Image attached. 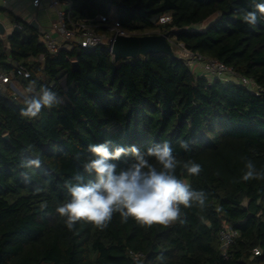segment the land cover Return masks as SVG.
<instances>
[{"label": "trees", "instance_id": "1", "mask_svg": "<svg viewBox=\"0 0 264 264\" xmlns=\"http://www.w3.org/2000/svg\"><path fill=\"white\" fill-rule=\"evenodd\" d=\"M253 3L264 0H72V18L92 21L100 32L107 30L100 15L134 35L169 32L175 51L183 43L219 59L253 79L258 92L195 73L181 57L115 62L106 45L71 44L51 53L30 26L6 39L0 34V69L11 72L10 57L30 71L16 79L23 95L0 89V264H264V19L254 26L242 19ZM41 86L63 102L38 118L21 117L24 97ZM178 139L197 143L184 151ZM105 141L140 149L169 141L179 161L175 174L207 193L205 205L181 206L183 224L145 227L131 218L123 223L116 213L104 230L80 221L70 231L56 213L69 199L65 180L77 173L85 182L94 179L82 167L91 158L87 147ZM35 157L39 169L20 167ZM129 160L123 157L120 167ZM188 160L202 166L199 175L183 169ZM247 160L259 178L241 179ZM226 224L240 235L225 256L220 231Z\"/></svg>", "mask_w": 264, "mask_h": 264}, {"label": "clouds", "instance_id": "2", "mask_svg": "<svg viewBox=\"0 0 264 264\" xmlns=\"http://www.w3.org/2000/svg\"><path fill=\"white\" fill-rule=\"evenodd\" d=\"M252 8L242 13L243 22L250 26L264 19V3H253ZM35 84L31 81L26 91L31 93ZM62 102L63 98L57 92L41 86L38 94L24 97L20 115L27 119L38 118L43 109H52ZM177 143L184 151H190L191 145L197 141L178 139ZM87 151L91 158L82 167L84 173L94 179L85 182L84 175L77 173L65 180L69 199L56 207V213L66 218L70 231L80 221L104 230L116 213L123 223L131 218L145 227H167L177 221L183 224L186 220L181 217V206L187 209L194 203L200 207L205 205L207 193L193 190L175 174L179 161L169 141L151 143L145 149L135 145L113 146L111 141H105L89 144ZM123 157H130L125 168L119 165ZM41 166L39 157L27 159L20 165L24 169H39ZM182 167L192 176L202 171V166L192 160L184 162ZM245 167L243 181L259 178L251 160L246 161ZM22 175L29 179L27 172ZM35 191L39 192L41 188L36 186Z\"/></svg>", "mask_w": 264, "mask_h": 264}, {"label": "built area", "instance_id": "3", "mask_svg": "<svg viewBox=\"0 0 264 264\" xmlns=\"http://www.w3.org/2000/svg\"><path fill=\"white\" fill-rule=\"evenodd\" d=\"M40 0H34V4L38 5ZM48 7L56 11V20L53 22L51 30L40 33V38L48 51L56 53L63 46L77 44L82 47L91 48L98 45H106L110 50L111 39L115 33L119 32L123 35H131L123 30L120 23L115 19H110V16L100 15L98 17L99 25H104L106 32H100L96 29L97 25L92 21L78 20L72 18V0H49ZM170 17L161 18L160 22H166ZM21 28V26H19ZM108 32H111L109 34ZM176 53L183 58L189 66H201L204 74L211 78H220L223 81H237L251 90L259 91V86L256 85L253 79L238 76L233 67L226 65L216 58L207 57L198 52H193L185 47L183 43L177 44ZM111 52V51H110ZM39 60L44 57L40 56ZM5 62L11 65V72L0 69V89L10 86L12 94L17 97L23 95L18 87L17 78L29 77L30 71L28 67L21 61L13 60L12 58L5 59ZM240 233L231 225L226 224L220 231V241L222 253L226 256L228 249L239 237ZM255 254H259L258 248L254 249ZM135 260H143L142 253L130 252Z\"/></svg>", "mask_w": 264, "mask_h": 264}, {"label": "crops", "instance_id": "4", "mask_svg": "<svg viewBox=\"0 0 264 264\" xmlns=\"http://www.w3.org/2000/svg\"><path fill=\"white\" fill-rule=\"evenodd\" d=\"M48 1L40 0L39 4L35 5L34 0H0V22L4 26L2 38L6 39L15 28L28 33L30 30L26 29V26L39 33L51 30L57 14L48 7ZM192 68L204 73L201 66L194 65Z\"/></svg>", "mask_w": 264, "mask_h": 264}, {"label": "water", "instance_id": "5", "mask_svg": "<svg viewBox=\"0 0 264 264\" xmlns=\"http://www.w3.org/2000/svg\"><path fill=\"white\" fill-rule=\"evenodd\" d=\"M16 30L18 29L15 28L14 31ZM3 33L4 26L0 22V34ZM110 51L115 62L157 54H167L172 58H179L169 40V32L144 35H123L117 32L111 39ZM73 67L75 70L79 69L77 61L73 62ZM4 137L9 139L7 134Z\"/></svg>", "mask_w": 264, "mask_h": 264}, {"label": "rangeland", "instance_id": "6", "mask_svg": "<svg viewBox=\"0 0 264 264\" xmlns=\"http://www.w3.org/2000/svg\"><path fill=\"white\" fill-rule=\"evenodd\" d=\"M210 21H211V20H209V21H207V22L209 23ZM207 22H205L204 24L200 25L199 28L204 27V26L207 24ZM147 34H151V33H147ZM192 71L195 72V73H198V74H202L201 72H199L198 70L193 69V68H192ZM202 71H203V70H202ZM18 87L20 88L19 85H18Z\"/></svg>", "mask_w": 264, "mask_h": 264}]
</instances>
